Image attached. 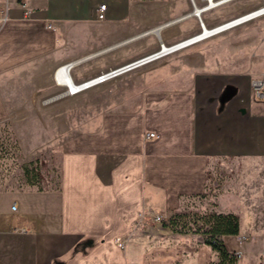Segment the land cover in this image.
Listing matches in <instances>:
<instances>
[{
  "label": "crops",
  "instance_id": "crops-1",
  "mask_svg": "<svg viewBox=\"0 0 264 264\" xmlns=\"http://www.w3.org/2000/svg\"><path fill=\"white\" fill-rule=\"evenodd\" d=\"M101 3L106 4L104 20L97 19ZM143 4L0 0V123L10 109L34 108V93L54 86V71L61 65L74 63L70 77L80 83L144 55L151 42L105 56L149 34L135 36L140 32L135 25L127 30ZM184 6L188 0L155 27L182 17ZM181 20L156 30L157 38L166 45L198 31L197 21L177 25ZM255 75H214L202 86L193 81L189 87L147 94L135 107L106 112L87 130L60 141L55 188L0 185V193L10 196L9 203H0V264L217 261L218 253L194 233L174 231L162 222L179 212L185 198L206 191L209 159L264 155V101L253 96L250 86ZM149 132L155 135L148 137ZM246 231L239 223L238 234L221 238L229 252L248 253L259 264L264 249L256 247L259 243L241 249ZM231 237L229 246L226 238Z\"/></svg>",
  "mask_w": 264,
  "mask_h": 264
},
{
  "label": "rangeland",
  "instance_id": "rangeland-1",
  "mask_svg": "<svg viewBox=\"0 0 264 264\" xmlns=\"http://www.w3.org/2000/svg\"><path fill=\"white\" fill-rule=\"evenodd\" d=\"M181 1L131 0L133 6H137L138 2L144 4L128 22L130 29L127 30L135 25L141 33L134 35L140 36L165 21ZM260 1L234 0L208 10L203 17L206 22H223L256 8ZM188 5L182 10L189 11ZM195 21L196 18L190 16L177 25L190 26ZM198 32L200 27L193 35ZM157 37L151 32L113 48L105 56L126 53L151 42L142 55L146 56L159 49L160 40ZM261 71H264V14L74 94L67 93L54 81L49 90L34 93V108L10 109L7 119L0 123V185L6 188L30 185L40 191L45 186L55 188L59 177L57 145L63 139L87 130L92 119L100 118L109 111L133 108L134 103L144 101L147 94L189 87L193 81L202 86L209 76L252 75ZM22 96L28 100L32 97L30 94ZM234 195L240 199L236 201ZM9 199L8 193H0L2 205L9 203ZM217 208L236 214L241 226L248 229L241 246L243 251L258 243L260 245L256 247L264 248V155L209 159L207 189L199 196L183 200L176 214V229L194 233L196 239L203 241L195 231L208 227L205 221ZM253 227L260 231L253 234ZM233 242L234 237L226 238L229 246ZM238 261L240 264H254L255 257L242 253L234 264Z\"/></svg>",
  "mask_w": 264,
  "mask_h": 264
},
{
  "label": "built area",
  "instance_id": "built-area-1",
  "mask_svg": "<svg viewBox=\"0 0 264 264\" xmlns=\"http://www.w3.org/2000/svg\"><path fill=\"white\" fill-rule=\"evenodd\" d=\"M24 1L25 0H18V2L21 4V5H24ZM231 1H234V0H188V3L190 4V10L187 11L186 13H184V15L182 16V18H186V17H195L196 18V21L198 23V26L200 28H203L205 25V19L203 17V14L205 12H207L208 10H211V9H214L216 7H220L226 3H229ZM105 9H106V4L105 3H101L99 6H98V11H97V19L98 20H104L105 19ZM258 9H261L264 11V0H261L260 1V4L250 10V11H247L243 14H252L255 10H258ZM264 14V12H263ZM242 15V14H241ZM240 18V15L239 16H236L234 18H231V19H228V20H225L221 23H218L216 24L215 26L217 25H221V24H235L237 22H239L241 20ZM244 18V17H243ZM247 22V21H246ZM245 23V22H244ZM232 24V25H233ZM50 26V25H49ZM184 40V39H183ZM183 40H180V41H177L175 43H172L170 45H167L168 49L167 50H173L175 49L176 47H178V43L183 41ZM163 46H164V42L160 41L159 43V49L146 55V56H143V57H140L138 59H141L140 61H138L135 65L133 66H129V67H126V68H123V69H120V70H117V68L119 67H116L114 69H109L107 71H104V72H101L99 74H97L96 76L94 77H91L89 79H86L82 82L79 83V87H78V90L74 91V92H70L71 94H74L80 90H83V89H86V88H89V87H92V86H95L97 84H101L103 82H105L106 80L124 72V71H127V70H130L132 68H135L139 65H142L146 62H149V61H152L154 59H157L162 55V52H163ZM137 60V59H136ZM60 67H57L54 71V81L57 85L59 86H62L64 87L66 90V85L63 83L62 79L63 77H61V74L58 73V70H59ZM74 82V81H73ZM250 86H251V90H252V93H253V96L257 99H261L264 101V71H261L259 72L257 75H255L254 77L251 78L250 80ZM155 134L153 132H149L147 133V136L148 137H153ZM11 209H15V205L13 204L11 206ZM156 219L158 220L159 217L157 216ZM244 240V238H243ZM117 241V244L121 247V248H124V245H125V241L118 238L116 239ZM233 256L239 260L241 257H242V252L240 250H236L233 252ZM259 264H264V249H263V252H262V256H261V259H260V263Z\"/></svg>",
  "mask_w": 264,
  "mask_h": 264
},
{
  "label": "trees",
  "instance_id": "trees-1",
  "mask_svg": "<svg viewBox=\"0 0 264 264\" xmlns=\"http://www.w3.org/2000/svg\"><path fill=\"white\" fill-rule=\"evenodd\" d=\"M176 214H173L167 221H163V226H170L174 231H178L176 229ZM205 222L208 227L203 231L197 229L195 233L200 234L203 242L218 253V260L212 264H234L237 259L233 256V252L226 249L221 237L239 233L238 216L231 212L213 211L208 215Z\"/></svg>",
  "mask_w": 264,
  "mask_h": 264
},
{
  "label": "bare ground",
  "instance_id": "bare-ground-1",
  "mask_svg": "<svg viewBox=\"0 0 264 264\" xmlns=\"http://www.w3.org/2000/svg\"><path fill=\"white\" fill-rule=\"evenodd\" d=\"M263 12H264L263 10L258 9V10H255L252 14H242V15H240L241 20L235 24L232 23L233 25L226 23V24L217 25L215 27L204 26L203 28H200V32H198L197 34H195L191 37H188V38L184 39L183 41L179 42L178 47H176L175 49H173L171 51L167 50L168 46L164 44L162 55H165V54L171 53L173 51L179 50L181 48H184L186 46L194 44L198 41H201L203 39L211 37L215 34H218V33H221L223 31H226L230 28H233L237 25L243 24L246 21L252 20L256 17L263 15ZM59 67L60 68L58 70V73L61 74V77H63L61 79H62L63 83L66 85V88H67L66 92L70 93V92H74V91L78 90V87L80 86L79 83L73 82L71 77H70V72H69L70 65L64 64V65H61Z\"/></svg>",
  "mask_w": 264,
  "mask_h": 264
},
{
  "label": "water",
  "instance_id": "water-1",
  "mask_svg": "<svg viewBox=\"0 0 264 264\" xmlns=\"http://www.w3.org/2000/svg\"><path fill=\"white\" fill-rule=\"evenodd\" d=\"M180 19H183L182 17H179V18H176V19H174V20H172V21H170V22H167V23H164V24H161V25H159V26H157V27H154V28H152V29H150V30H147L145 33H143V34H146V33H150V32H155L156 30H158L159 28H161V27H163V26H165V25H167V24H169V23H172V22H174V21H178V20H180ZM142 35V34H141ZM110 48H112V47H108L107 49H110ZM141 59H137V60H134V61H131V62H129V63H126V64H124V65H122V66H120L119 68H117V70H120V69H123V68H126V67H129V66H133V65H135L138 61H140ZM74 63H68V65H70V67L73 65Z\"/></svg>",
  "mask_w": 264,
  "mask_h": 264
}]
</instances>
